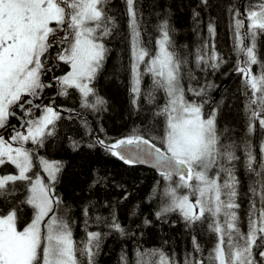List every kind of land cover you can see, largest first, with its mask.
<instances>
[{"label": "snow or ice", "instance_id": "snow-or-ice-1", "mask_svg": "<svg viewBox=\"0 0 264 264\" xmlns=\"http://www.w3.org/2000/svg\"><path fill=\"white\" fill-rule=\"evenodd\" d=\"M122 2L123 12L114 11L113 0H0V168L14 169L0 173V264H100L109 237L121 241L116 264H264V0L225 5L235 56L230 72L241 86L238 95L226 90L219 98L214 94L221 85L208 77L229 58L216 47L211 0H197L191 8L194 30L207 33L195 48L178 43L171 5L153 0L155 23L148 35L138 0ZM117 35L127 43L122 67L131 109L144 116L129 134L108 138L88 115L99 119L110 111L97 82ZM52 60L67 70L49 79L59 84L58 95L75 92L78 107L39 103L43 90L55 87L43 79ZM234 98L246 118L243 135L224 122ZM18 115L20 128L13 124ZM62 119L81 129L78 138L66 137L73 152L99 148L128 168L147 165L157 172L143 198L158 203L153 218L141 215V201L135 200L128 216L140 222L122 221L119 208L139 184L93 168L87 185L92 196L79 205L83 236L76 237L73 205L59 191L66 164L40 154L58 138ZM98 190L103 199L95 197ZM25 208L31 210L27 220ZM173 215L188 230L206 224L214 237L210 249L195 235L179 256L167 239L152 247L137 239L149 227H175Z\"/></svg>", "mask_w": 264, "mask_h": 264}, {"label": "trees", "instance_id": "trees-1", "mask_svg": "<svg viewBox=\"0 0 264 264\" xmlns=\"http://www.w3.org/2000/svg\"><path fill=\"white\" fill-rule=\"evenodd\" d=\"M162 2L171 5L175 11L174 20L178 43L181 46L188 45L195 48L200 40L207 35L206 31H202L201 35H198L194 30L195 24L191 19V8L195 6L197 0H162ZM211 2L213 7L209 10L208 14L215 18L217 24L216 47L218 51L229 58V63L221 68L220 72L214 77L209 75L208 78L214 79L216 83L221 85V90L214 94L217 98L221 95H225L226 90H231L232 94L238 95L237 90L241 86L240 77L234 72H230V69L235 63V56L231 54L230 15L225 11V5L228 0H211ZM232 2L239 4L241 0H232ZM152 3L153 0H138V5L143 12V23L147 29L148 35L153 33V25L155 23V15L151 8ZM114 4H116L114 11L119 10L123 12L122 1ZM202 15L206 16L207 14ZM125 22H127V18L124 17L121 21L122 32L127 31ZM200 27L203 30L204 25L201 24ZM109 46L113 49L114 53L112 52L105 71L97 82V87L100 94L109 101L110 111L102 113L99 119L92 115H88V119L94 128L103 125L108 134V138H119L122 135L129 134L130 130L139 124L144 114L141 113V115L137 117L130 105L128 77L122 67L123 64L127 63L126 41L121 39V36L117 35ZM261 51L264 52V38H262ZM255 70L254 66V71ZM224 72H230V74L224 77L222 75ZM61 106L78 107L77 94H72L69 100L60 104V107ZM245 119L240 102L234 98L231 101L230 109L225 110L224 122L228 123L234 132L243 135ZM80 132L81 129L76 121L62 119L59 122L58 138L50 139L46 148L40 150L41 155H45L50 159L62 160L66 164L59 185V191H61L65 195V199L73 205L72 214L77 219L75 225L76 237L80 238L83 236V225L81 223L79 205L92 196L91 193L87 192V185L91 179V171L93 168H99L104 172L114 174L118 182L122 181L128 185L139 184V189L132 199L119 208V216L122 221L130 223L133 226L140 222L139 218L130 219L128 216L129 206L135 200L141 201V215H148L149 218H153L152 213L157 210L159 205L155 201L151 204L145 203L143 198L148 194L154 181L159 179L157 172L145 165L135 169L128 168L118 160L107 157L99 148L95 151L81 148L79 152H73L69 147L66 137L75 136L78 138ZM254 143H256L255 138ZM95 197L103 199L105 193L98 190L95 193ZM246 208L247 203L245 200L242 202L241 208L242 220ZM98 211L103 215H107L108 212V210L103 207L99 208ZM30 213L31 210L25 208L23 218L27 220L30 217ZM171 220L177 221L175 227L164 225L163 231L157 226L149 227L144 230V235L142 237H137V239L145 247L162 245L164 240L167 239L169 245L176 249L177 255L179 256L184 250L191 248V236L195 235L202 247L206 250L210 249L214 237L207 231L206 224L198 223L193 226L192 229L188 230L185 229L183 223L179 222V218L176 215H173ZM242 228L246 230V224H242ZM120 248L121 241L115 239V237H109L104 247V253L106 254L101 255L100 264H116Z\"/></svg>", "mask_w": 264, "mask_h": 264}, {"label": "flooded vegetation", "instance_id": "flooded-vegetation-1", "mask_svg": "<svg viewBox=\"0 0 264 264\" xmlns=\"http://www.w3.org/2000/svg\"><path fill=\"white\" fill-rule=\"evenodd\" d=\"M116 1V2H115ZM122 0H113V3H120ZM123 3V2H122ZM121 5V4H120ZM124 4H123V11H124ZM47 55V54H46ZM51 60V57L49 58ZM46 64H49V61L46 60L45 61ZM49 67L51 68V71H49L45 77H43L44 79V82L47 84V83H51V84H54L55 87H48V88H45L43 90V92L40 94L42 99L39 101V103L41 105H44V104H47V103H51V104H54V106L56 107H60V104L61 103H65L66 100H69V97L68 98H65L63 96H60L58 95V92H59V84L56 83L54 80H50L49 77L51 76H61L64 74V72L67 70V66L64 65L62 62H59V61H55V60H52L51 64L49 65ZM55 93V95H53ZM72 94H75V92H72ZM71 94V95H72ZM34 115H35V112H34ZM24 119H27V117H25ZM20 123H23V120L21 119V117L18 115L16 117V119L13 120V124L17 127V128H20ZM23 130V129H21Z\"/></svg>", "mask_w": 264, "mask_h": 264}, {"label": "rangeland", "instance_id": "rangeland-1", "mask_svg": "<svg viewBox=\"0 0 264 264\" xmlns=\"http://www.w3.org/2000/svg\"><path fill=\"white\" fill-rule=\"evenodd\" d=\"M11 167L12 166H10V165H5L3 168H0V173L5 172V171H7V172L14 171Z\"/></svg>", "mask_w": 264, "mask_h": 264}, {"label": "bare ground", "instance_id": "bare-ground-1", "mask_svg": "<svg viewBox=\"0 0 264 264\" xmlns=\"http://www.w3.org/2000/svg\"><path fill=\"white\" fill-rule=\"evenodd\" d=\"M116 5V4H115ZM126 18V17H125ZM126 23V22H125ZM125 43V42H124ZM117 45V44H116ZM125 48H126V46H125ZM113 53H114V51H113ZM119 54V53H118ZM73 99V98H72Z\"/></svg>", "mask_w": 264, "mask_h": 264}, {"label": "water", "instance_id": "water-1", "mask_svg": "<svg viewBox=\"0 0 264 264\" xmlns=\"http://www.w3.org/2000/svg\"><path fill=\"white\" fill-rule=\"evenodd\" d=\"M53 95H55V93H54ZM20 124H21V123H20ZM20 124H19V125H20ZM145 166H147V165H145ZM148 167H149V166H148Z\"/></svg>", "mask_w": 264, "mask_h": 264}]
</instances>
